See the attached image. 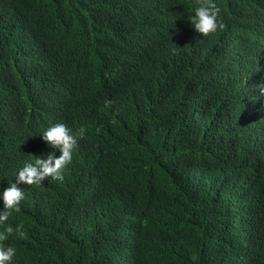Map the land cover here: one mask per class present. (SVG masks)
<instances>
[{
  "label": "trees",
  "instance_id": "1",
  "mask_svg": "<svg viewBox=\"0 0 264 264\" xmlns=\"http://www.w3.org/2000/svg\"><path fill=\"white\" fill-rule=\"evenodd\" d=\"M195 3L0 0V190L77 138L20 185L15 264H264V0H215L207 37Z\"/></svg>",
  "mask_w": 264,
  "mask_h": 264
},
{
  "label": "clouds",
  "instance_id": "2",
  "mask_svg": "<svg viewBox=\"0 0 264 264\" xmlns=\"http://www.w3.org/2000/svg\"><path fill=\"white\" fill-rule=\"evenodd\" d=\"M219 8L215 0H196L193 12L189 19L191 27L204 37L213 35L224 28L219 20ZM264 95V88L261 89ZM52 149L45 157H38L34 162H25L15 174V182L0 190V226L4 231L0 232V242L13 235L14 229L7 225V221L13 212L19 211V205L25 198V192L20 185H40L48 178L55 181H63L64 170L73 158L77 146V138L64 123H54L48 126L40 136ZM57 151L59 155H56ZM17 226L16 233L23 238L24 233ZM16 249L0 243V264H15Z\"/></svg>",
  "mask_w": 264,
  "mask_h": 264
}]
</instances>
